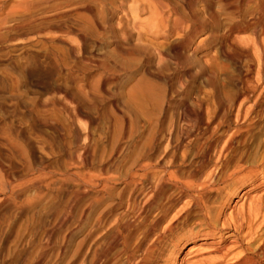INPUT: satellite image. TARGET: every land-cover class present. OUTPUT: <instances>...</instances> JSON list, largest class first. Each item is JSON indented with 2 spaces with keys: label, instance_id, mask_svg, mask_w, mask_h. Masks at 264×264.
Returning <instances> with one entry per match:
<instances>
[{
  "label": "rangeland",
  "instance_id": "1",
  "mask_svg": "<svg viewBox=\"0 0 264 264\" xmlns=\"http://www.w3.org/2000/svg\"><path fill=\"white\" fill-rule=\"evenodd\" d=\"M167 1L0 0V264H177L182 242L181 264H235L261 244L264 173L241 177L264 103L237 119L261 92L235 59L251 33L220 40L258 0Z\"/></svg>",
  "mask_w": 264,
  "mask_h": 264
},
{
  "label": "bare ground",
  "instance_id": "2",
  "mask_svg": "<svg viewBox=\"0 0 264 264\" xmlns=\"http://www.w3.org/2000/svg\"><path fill=\"white\" fill-rule=\"evenodd\" d=\"M169 1V0H168ZM167 1V2H168ZM248 0H246V2H247ZM159 2V1H158ZM228 2H230L229 0H228ZM254 2V0H249L248 1V3L250 4H252ZM154 4V3H153ZM158 4V3H157ZM160 4V6H161V3H159ZM244 4V3H243ZM162 5H163V3H162ZM167 5H169V4H167ZM254 5V4H253ZM252 5V6H253ZM166 6V5H165ZM166 7H168V8H170V5L169 6H166ZM172 7V6H171ZM251 7V6H250ZM256 7H257V10H258V17H256V16H253V18H251L249 21H245V25L243 26V25H240V24H237V22L235 23H232V25H231V27L229 28V29H225V32H224V34L222 35V37L220 38V40L222 41V45H223V43H225V42H223V41H225V39L227 38V37H230L229 35L231 34V33H233V32H238V33H245V32H250L251 34V37H249V38H247V39H244V40H242V41H239V48H240V50L241 51H248L249 53H250V55H249V57L248 58H245L244 59V57L245 56H243V52H238V51H235L236 52V55H235V59L237 60L236 61V63H238L239 64V67H238V70L240 71V72H242L241 70H242V64L243 63H245L246 65H245V68L244 69H246V73H245V76H246V74H248V73H254V75H256L255 77H256V83H257V87H259V88H261L260 90H261V92L260 93H258L257 94V97L255 98V100H254V98L252 99V98H246L245 97V99L243 100V101H241L242 103L241 104H239L240 106H239V108H238V113H237V119H240V118H242V116H245L246 115V117H244V119L245 118H249V116H250V118H252L253 116H255V118L257 117V114H259V113H257L258 112V110L259 109H261L262 108V104L264 103L263 101H264V26L262 25L263 23H264V0H258L257 2H256ZM163 8V7H162ZM222 8V7H221ZM244 8V7H243ZM163 9H165V8H163ZM162 9V10H163ZM171 10V13L172 14H177V11L174 9V8H171L170 9ZM246 10V9H245ZM250 10V9H249ZM248 10V11H249ZM223 11V10H222ZM243 11V10H242ZM235 12H236V10H235ZM161 14V13H160ZM169 14V13H168ZM224 14V13H223ZM239 14V13H238ZM241 14V13H240ZM244 14V13H243ZM256 14V13H255ZM224 15H227L226 13L224 14ZM223 15V17H225ZM250 15H251V13H250ZM249 15V16H250ZM229 17V16H228ZM166 19V18H165ZM225 19V18H224ZM228 19V18H227ZM226 19V20H227ZM160 20V19H159ZM178 20V19H177ZM175 21V24H178V26H182L183 27V24H185V22L183 21H180L179 22V20L178 21ZM245 20V19H244ZM235 21V20H234ZM157 22V21H156ZM170 22V21H169ZM162 23H164V18L162 17L161 18V20H160V22H159V26H161L162 27ZM153 24V23H152ZM155 25H157L156 23H154ZM187 25V24H186ZM176 26V25H175ZM154 27V26H153ZM152 27V28H153ZM168 27V26H167ZM177 27V26H176ZM155 28H157V26L155 27ZM154 28V29H155ZM159 28V27H158ZM226 28V27H225ZM153 30V29H152ZM175 31H176V33H184L185 32V30H186V28H175L174 29ZM187 30H189V29H187ZM193 30V29H192ZM199 30V29H198ZM157 31H160V29H157L156 30V32ZM197 31V30H196ZM220 31V30H219ZM156 32H155V34H156ZM172 32H173V30H172ZM167 33H168V31H167ZM173 34V33H172ZM189 34V33H188ZM196 34V33H195ZM192 35V34H191ZM194 35V34H193ZM168 36V35H167ZM176 36V35H175ZM179 36H181V35H179ZM184 36V35H183ZM188 36V35H187ZM161 37H162V35H161ZM180 38H182V37H180ZM187 38V37H186ZM185 38V39H186ZM190 38V37H189ZM187 40V39H186ZM189 41V40H188ZM237 42V41H236ZM231 43V42H230ZM185 44V43H184ZM226 44V43H225ZM229 44V43H228ZM236 46V45H235ZM238 47V46H237ZM220 52H222V54H224L225 55V53H226V50H224V48H223V46H222V51H220ZM238 52V53H237ZM247 52V53H248ZM246 53V54H247ZM248 55V54H247ZM223 56V55H222ZM229 57V56H228ZM234 57V56H233ZM239 72V73H240ZM248 72V73H247ZM244 75V74H243ZM242 76V75H241ZM251 76V75H250ZM239 79H240V76H239ZM241 80V79H240ZM242 83V82H241ZM252 83H254V81L252 82ZM255 83V84H256ZM242 86V85H241ZM240 89V88H239ZM244 89V88H243ZM258 89V88H257ZM253 90V89H252ZM257 91V90H256ZM237 93V92H236ZM242 93V92H241ZM223 94V93H222ZM243 95H245V93L243 94ZM253 95V94H252ZM223 96V95H222ZM256 96V95H255ZM239 97V96H238ZM251 97V96H250ZM236 98V97H235ZM227 101V100H226ZM235 101H238V100H235ZM234 101V102H235ZM251 104V106L249 107L248 105H250ZM246 106H248L249 108L246 110L245 108H247ZM244 112L246 113L245 115H244ZM261 115H263V114H261ZM225 116V115H224ZM222 117V116H221ZM251 121V120H250ZM260 121H261V119H260ZM252 122V121H251ZM249 123V122H248ZM239 124V123H238ZM254 126V125H253ZM242 134V133H241ZM231 146H229V148H230ZM229 151V150H228ZM221 152H223V151H220V154H221ZM220 154H218V157H219V155ZM228 154V153H227ZM203 156H205V155H203ZM223 156V155H222ZM225 156V155H224ZM229 157V156H228ZM208 159V158H207ZM217 159V158H216ZM228 159V158H227ZM230 159V158H229ZM150 160V159H149ZM225 160V159H224ZM227 163V162H226ZM233 163V162H232ZM217 164H218V167H216V169L218 170V169H220V167H221V159H220V157L218 158V160H217ZM238 164V163H237ZM246 164H248V163H246ZM250 164V163H249ZM236 165V164H235ZM204 166H205V163H204ZM217 166V165H216ZM226 166V165H225ZM225 166H223V167H225ZM237 166V165H236ZM241 166H243V165H241ZM249 166V165H248ZM235 167V166H234ZM237 167H239V166H237ZM237 167H235V168H237ZM251 167V166H250ZM215 168V167H214ZM240 169V168H239ZM145 170V169H144ZM232 170V169H231ZM236 170V169H235ZM245 171V170H244ZM248 171V170H247ZM170 172V171H169ZM231 172V171H230ZM229 172V173H230ZM234 172V171H233ZM232 173V172H231ZM230 173V174H231ZM241 173V172H240ZM239 173V174H240ZM243 173V172H242ZM241 173V174H242ZM259 173H261V174H263L264 173V156H262V158L260 159V161H259V165L257 166V169L255 170V169H252V170H250V171H248L245 175H243L242 177H241V179H243V181H253L254 179H256L257 177H258V175H259ZM233 174V173H232ZM236 175V174H235ZM264 175V174H263ZM214 177V176H213ZM216 177H217V175H216ZM231 177V176H230ZM232 178V177H231ZM164 179V178H163ZM170 180V179H169ZM213 180V179H212ZM224 180V179H223ZM223 180H221V181H223ZM160 181H161V179H160ZM159 182V181H158ZM183 182V181H182ZM187 182V181H186ZM210 182V181H209ZM263 182V181H262ZM191 183H192V181H191ZM221 183V182H220ZM180 184V183H179ZM196 184V183H195ZM210 184V183H209ZM194 185V184H193ZM208 185V184H207ZM215 185V184H214ZM213 185V186H214ZM236 185V184H235ZM198 186V185H197ZM202 186V185H201ZM211 186V185H210ZM216 186V185H215ZM193 187V186H192ZM209 187V186H208ZM219 187V186H218ZM183 188V187H182ZM187 188H191L189 185L187 186ZM200 188V187H199ZM207 188V187H206ZM205 188V189H206ZM186 189V188H185ZM205 189H203V190H205ZM254 188H251V190H253ZM190 190V189H189ZM202 190V191H203ZM154 191H155V189H154ZM183 191V190H182ZM184 191H186V190H184ZM191 192V191H190ZM197 192V191H196ZM199 192V191H198ZM201 192V191H200ZM184 193V192H183ZM187 193H189V192H187ZM195 193V192H194ZM190 194H192V193H190ZM184 195V194H183ZM186 195V194H185ZM199 194H197V196H198ZM203 195V194H202ZM245 195H246V193H243L242 194V197H241V199H243V197H245ZM201 196V195H200ZM188 197H190V195H188ZM191 198V197H190ZM201 198H203V197H201ZM192 200H193V198H191ZM204 199V198H203ZM227 199V198H226ZM198 200H199V198L197 199V197L195 198V203L196 204H198ZM244 200V199H243ZM261 200V199H260ZM259 201V200H258ZM193 202V201H192ZM202 203H203V201H202ZM227 203V202H226ZM264 203V202H263ZM190 204V203H189ZM193 204V203H192ZM195 204V205H196ZM200 204V203H199ZM206 204V203H205ZM257 206H258V202L256 201V203H255ZM261 204V203H260ZM204 205V204H203ZM228 205V204H227ZM205 206V205H204ZM257 206H254V204L252 203V204H250V207H249V213L251 214V215H254L255 217H258V216H261V208H258ZM260 206H262V205H260ZM193 207V206H192ZM202 207V206H201ZM210 207V206H209ZM264 207V206H263ZM196 208V207H195ZM206 208V207H205ZM202 209V208H201ZM204 209V208H203ZM263 209V208H262ZM199 210V209H198ZM264 211V210H263ZM202 212V211H201ZM236 212V211H235ZM203 213V212H202ZM207 213V212H206ZM249 213H247L248 215H249ZM190 215V214H189ZM207 215V214H206ZM253 216V217H254ZM206 217H208V216H206ZM237 217V216H236ZM209 218V217H208ZM243 218V217H242ZM249 218H250V216H249ZM206 219V218H205ZM218 219V218H217ZM234 219V218H233ZM244 219V218H243ZM253 219H255V218H253ZM252 219V220H253ZM262 219H264V218H262ZM245 220V219H244ZM206 221V220H205ZM229 221H231V219H229ZM234 221V220H233ZM237 221H238V229L237 230H240L241 232H243V220H240L239 218L237 219ZM255 220H253V222H254ZM208 222V221H207ZM245 222V221H244ZM248 223V222H247ZM264 223V222H263ZM235 224V223H234ZM246 224V223H245ZM200 225H202V224H200ZM209 225V224H208ZM219 225V224H218ZM226 225V224H225ZM228 225V224H227ZM251 225V224H250ZM252 225H253V223H252ZM215 226V225H214ZM235 226V225H234ZM210 227H213V225L211 226H209V227H201L200 228V231L196 234V236H200V235H202V236H204V240L205 241H208V240H210V239H212L213 237H215V236H217V235H221V231H222V229H221V231L220 230H218V228H210ZM219 227V226H218ZM221 227V226H220ZM224 227V226H223ZM230 227V226H229ZM197 228H199V227H197ZM226 228V227H225ZM225 230V229H224ZM227 230V229H226ZM245 230V229H244ZM244 235V234H243ZM226 236V235H225ZM246 236V235H245ZM220 237H222V236H220ZM244 238V237H243ZM246 238V237H245ZM260 239H262V241H260L261 242V244L255 249V252L252 254V256H249V255H247L246 253H244V254H240L238 257H237V261L236 262H234L235 264H264V235H262L261 237H260ZM222 240V239H221ZM187 241V240H186ZM223 241V240H222ZM222 241H219V242H217V243H221ZM255 242V241H254ZM253 243V242H252ZM207 243L206 242H202V244L201 245H206ZM255 244V243H254ZM187 247H188V242H182L181 244H180V246L178 247V251H177V253H176V255H175V261H176V263L177 264H181L182 262H183V258H184V256H185V249H187ZM146 249V248H145ZM144 249V250H145ZM148 249H151V248H148ZM143 250V251H144ZM146 252V251H145ZM144 252V253H145ZM152 252V251H151ZM248 253V252H247ZM250 253V252H249ZM251 253H252V251H251ZM144 255V254H143ZM152 255V254H151ZM146 256H149V255H146ZM153 257V256H152ZM152 257H150V259L152 258ZM147 258V257H146ZM149 258V257H148ZM157 258V257H156ZM140 259V258H139ZM143 260V259H142ZM215 262V261H214ZM131 263V262H130ZM136 263V262H135ZM148 263V262H147ZM150 263V262H149ZM215 263H217V262H215ZM214 263V264H215ZM138 264H143L142 262H140V263H138Z\"/></svg>",
  "mask_w": 264,
  "mask_h": 264
}]
</instances>
